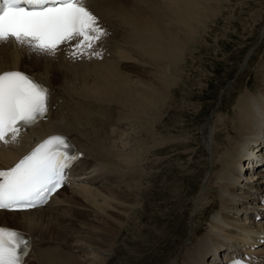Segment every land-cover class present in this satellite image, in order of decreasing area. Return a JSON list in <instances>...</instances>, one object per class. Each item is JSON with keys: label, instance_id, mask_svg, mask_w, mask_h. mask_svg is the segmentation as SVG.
Here are the masks:
<instances>
[{"label": "bare ground", "instance_id": "6f19581e", "mask_svg": "<svg viewBox=\"0 0 264 264\" xmlns=\"http://www.w3.org/2000/svg\"><path fill=\"white\" fill-rule=\"evenodd\" d=\"M205 1L91 2V9L115 35L106 41L111 58L83 64L90 65L87 67L68 62L62 54L45 60L30 54L26 47L0 46V73L28 72L52 93L48 119L31 127L19 145L0 148V168H9L33 144L53 134L69 136L86 159L75 169L79 188L73 185L69 193L65 188L59 191L52 202L57 206L29 212L0 211V226L18 230L31 239L34 264H106L112 245H116V235L126 225L124 220H129L133 212L138 217L135 203L143 195L141 183L153 176H145L140 168L147 156L154 155L157 131L150 126L172 102L175 80L173 83L171 70L185 64L183 51L195 42L197 34L194 29L193 35L190 20H198L197 15L209 8L205 5L211 0ZM261 67L264 70L263 62ZM256 75L261 83L253 82V86L239 92L227 118L202 129L206 140L214 141V172L208 180L210 185L216 181L213 189L218 188L207 193L213 198L210 204L201 202L202 207H196L190 241L173 264H220L222 254L238 251L234 247L249 244L253 238L254 249L264 244V222H253L264 216V194L258 195L264 174L261 169L255 170L258 158L264 157L258 142L264 128V72ZM124 106L134 114L129 115ZM124 125H130L131 130L139 128L140 136L122 130ZM152 163L150 166H154ZM106 180L109 186L103 187ZM101 182L103 185L96 189L88 186ZM122 183H129L131 191L121 188ZM115 185H121L120 189ZM205 185L208 187V181ZM238 188L243 190L236 193ZM202 196L200 201L208 199ZM211 208L208 218L206 212ZM199 213L206 223L201 222L203 218L201 223L197 220ZM196 233L204 236L194 240ZM254 260L264 264V255Z\"/></svg>", "mask_w": 264, "mask_h": 264}, {"label": "rangeland", "instance_id": "374dc122", "mask_svg": "<svg viewBox=\"0 0 264 264\" xmlns=\"http://www.w3.org/2000/svg\"><path fill=\"white\" fill-rule=\"evenodd\" d=\"M210 3L213 7L204 4L209 8L197 15L198 20H190L193 35L196 29V40L183 51L185 64L171 70V80L173 83L175 80L171 88L172 102L161 112L160 119L151 123L150 129L157 131L154 155L147 156L140 168L145 176L148 173L153 176L141 183L143 195L135 203L137 207L134 205L139 215L136 217L133 212L129 220H124L126 225L116 235L113 255L106 264H173L175 259H180L182 249L190 241L193 219L200 205L210 204L213 198L207 193L218 188L213 189L216 181L210 185L208 180L214 172V141L206 140L202 129L227 118L239 92L261 83L256 74L264 72L261 67L264 64V0H211ZM124 108L129 115L134 114L127 106ZM129 126L121 129L139 133V128L131 130ZM128 146H132L131 141ZM246 163L247 160L243 165ZM261 174L264 173L261 171ZM128 184L115 187L121 186L130 192L132 187ZM70 190L67 189L68 193ZM241 190L238 188L236 193ZM263 194L264 185L258 192L260 196ZM201 196L202 199L207 196L208 201H200ZM206 213L210 218L212 208ZM202 218L199 213L197 220L200 222ZM201 222L206 220L203 218ZM200 233L194 235V240L204 236Z\"/></svg>", "mask_w": 264, "mask_h": 264}, {"label": "snow or ice", "instance_id": "6c2138e0", "mask_svg": "<svg viewBox=\"0 0 264 264\" xmlns=\"http://www.w3.org/2000/svg\"><path fill=\"white\" fill-rule=\"evenodd\" d=\"M108 36L87 0H0V46L27 47L37 57H54L65 45L73 59L102 58L97 45ZM51 95L26 73H0V143H15L22 131L46 120ZM77 158L66 137L52 136L15 167L0 170V211L45 206ZM30 248L24 233L0 226V264H25Z\"/></svg>", "mask_w": 264, "mask_h": 264}]
</instances>
